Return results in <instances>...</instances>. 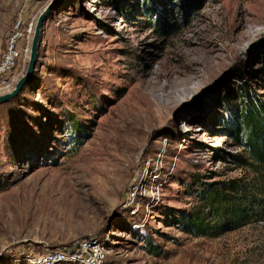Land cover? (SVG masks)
<instances>
[{
    "label": "rangeland",
    "instance_id": "rangeland-1",
    "mask_svg": "<svg viewBox=\"0 0 264 264\" xmlns=\"http://www.w3.org/2000/svg\"><path fill=\"white\" fill-rule=\"evenodd\" d=\"M46 8L34 75L0 103V264L88 236L105 264H264V219L216 237L183 224L212 181L264 198V167L232 134L242 99L264 102V0H0V58ZM187 60L191 90H158L168 110L151 117L142 70Z\"/></svg>",
    "mask_w": 264,
    "mask_h": 264
},
{
    "label": "trees",
    "instance_id": "trees-1",
    "mask_svg": "<svg viewBox=\"0 0 264 264\" xmlns=\"http://www.w3.org/2000/svg\"><path fill=\"white\" fill-rule=\"evenodd\" d=\"M238 117L239 122L232 129L237 145L246 147L247 157L255 165L264 167V102L255 96L243 98ZM238 158L241 165L248 163ZM196 197L201 206L188 212L183 223L184 229L194 236L216 237L264 219L263 196L237 178L212 181L198 189ZM148 252L157 254L153 249Z\"/></svg>",
    "mask_w": 264,
    "mask_h": 264
},
{
    "label": "built area",
    "instance_id": "built-area-1",
    "mask_svg": "<svg viewBox=\"0 0 264 264\" xmlns=\"http://www.w3.org/2000/svg\"><path fill=\"white\" fill-rule=\"evenodd\" d=\"M30 41H24L21 22L17 20L11 27L0 58V92L13 87L20 74L10 73L21 59L29 58ZM7 74H10L6 76ZM107 253L104 246L94 236L83 237L71 244L56 246L35 253L28 258L30 264H105Z\"/></svg>",
    "mask_w": 264,
    "mask_h": 264
},
{
    "label": "bare ground",
    "instance_id": "bare-ground-1",
    "mask_svg": "<svg viewBox=\"0 0 264 264\" xmlns=\"http://www.w3.org/2000/svg\"><path fill=\"white\" fill-rule=\"evenodd\" d=\"M203 56H207L205 58L207 64L212 68V56H208L205 54ZM198 64H199L198 60H187L186 62L183 63V69L177 71L151 72L148 70L146 71V68L145 70L144 69L142 70V75H141L142 78L138 80L139 86L138 89L136 90V95L139 101L143 99L147 102L148 105L146 107V110L151 117L156 118V115L158 113L160 112L164 113V111L168 110L164 102H159L156 99L158 90L171 88V93H175L173 89L182 87L183 91H186L187 93V91L191 90L189 84L192 83L198 76L199 73ZM171 93L170 94L168 93V97L170 96L172 98L173 97L178 98V95H176V93L174 95H172ZM182 94L184 93L182 92ZM171 101L174 104L177 100L172 99ZM186 129L189 130L188 127Z\"/></svg>",
    "mask_w": 264,
    "mask_h": 264
},
{
    "label": "water",
    "instance_id": "water-1",
    "mask_svg": "<svg viewBox=\"0 0 264 264\" xmlns=\"http://www.w3.org/2000/svg\"><path fill=\"white\" fill-rule=\"evenodd\" d=\"M48 14H49V8H46L42 13L39 14L31 38L30 53H29L27 68L24 74L19 76L17 81L14 83L13 88L10 92L7 93L4 92L0 94V103L16 97L17 94L22 90V88L32 79L37 63L42 26Z\"/></svg>",
    "mask_w": 264,
    "mask_h": 264
}]
</instances>
